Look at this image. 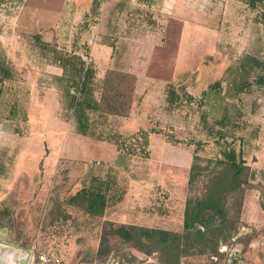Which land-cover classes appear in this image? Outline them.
<instances>
[{"label": "rangeland", "instance_id": "1", "mask_svg": "<svg viewBox=\"0 0 264 264\" xmlns=\"http://www.w3.org/2000/svg\"><path fill=\"white\" fill-rule=\"evenodd\" d=\"M245 1L104 0L96 14H81V18L72 23L62 18V44L55 37L54 45L65 55L81 52L91 66L96 45L114 48L113 56L123 71L108 73L98 83L101 90L96 99L101 109H113L119 114L129 109L133 102L138 69L134 64L147 63L154 78L176 86L180 85L177 84L179 79H174L178 55L181 60H187L189 53L194 52L191 57L197 63L194 76L199 74L203 62L212 65V69L215 63L222 65L221 71L215 68L214 75L209 70L202 74L203 81L211 76V83L221 81L219 89L211 93L205 109L210 111L211 122L226 115L233 126L241 122L240 119L247 123L245 132L235 127L229 131L235 136L244 135L245 155L251 156L258 148L255 142L264 129V87L254 83L255 77H264V24L256 21L257 12L250 10ZM64 4V0H22L21 3L0 0V39L3 37L7 45L14 43L13 48H6L2 43L1 47L17 72L15 80L7 85L10 93L0 106V239L23 249L58 255L66 264H161L157 254L147 256L118 237L110 238V250L100 256L103 225L106 221L120 225L124 219L139 226L179 230L177 219L183 211L182 202L173 199L158 185L147 168L149 164L158 174L172 177L174 191L176 183L182 188L186 166L175 163L174 153L162 156L157 142L150 162V156L130 157L119 152L115 145L103 146V141L84 136H80L84 160L79 164L62 162V128L70 127L73 122L68 113L62 111V96L64 102L66 97L62 86L53 79L55 70L48 64L54 57L53 52H41L35 35L24 32L25 24L21 26L24 30H21L19 44H15L20 15L39 16L47 25L55 21ZM55 29L51 32H56ZM183 29L186 30L184 39ZM250 56L259 65L252 70L249 68L250 85L246 92L240 93L237 92L240 72L235 61ZM186 66L184 68H192L193 60ZM187 77L186 74L179 78ZM10 95L19 103L17 119L8 114ZM179 110L192 112L191 109ZM240 112L244 115L242 118L238 116ZM24 113L28 115L27 122L23 121ZM194 116L190 128L198 131V136H191L190 130L185 140L201 141L200 113ZM103 120H96V129ZM153 130L156 129L149 131ZM109 132L101 128L99 133H105L102 137H106ZM163 132L176 136L172 128ZM71 145L68 154L75 152L74 142ZM236 148L239 150V143ZM220 149L211 142L200 148L199 154L211 159ZM114 158L125 166H115L113 171L119 188L131 194L140 188L151 190L152 195H144L150 201L147 206L139 205L140 199H137L136 206L132 207L133 202L129 200L126 207L112 204L104 217L91 218L82 210L65 205L85 180L99 174L95 171L109 166ZM203 185L204 181L198 184L196 194L201 193ZM165 194L168 197L163 199ZM62 209L70 216L67 221L60 217ZM224 245L228 247L227 254L234 253L242 259L241 264H264V179L257 178L247 191L243 222L233 238L220 245L219 253ZM213 255L186 257L181 264L227 263V255L219 262L213 260Z\"/></svg>", "mask_w": 264, "mask_h": 264}, {"label": "trees", "instance_id": "2", "mask_svg": "<svg viewBox=\"0 0 264 264\" xmlns=\"http://www.w3.org/2000/svg\"><path fill=\"white\" fill-rule=\"evenodd\" d=\"M14 1L22 2V0ZM103 2L104 0L93 1V14L99 12ZM245 3L250 10L257 12L256 21L264 24V0H247ZM35 40L39 43L40 48L47 45L41 41L40 36H35ZM60 64L64 68V75L55 76L53 79L62 86L69 107L67 113L76 124L77 134L113 144L119 152H124V143L127 139L142 137L146 151L143 150L139 153L137 142H133L127 149V153L123 154L149 158L147 132L141 131L135 135L124 137L113 128L106 126L108 111L101 109V104L94 95L96 71L86 64L83 57L62 55ZM255 65L258 66L259 64L255 62ZM211 66L203 62L202 68L198 70L199 74L194 76V73L193 75V80L195 79L196 82L190 85L196 88L199 86L205 88L197 97L188 91L186 84L181 82L177 83L180 84L177 86L173 85L174 83H169L166 88L168 104L166 111L168 113L182 112L179 109L191 108L192 112L190 113L193 115L199 112V128L204 139L201 141L195 139L182 140L175 135H166L163 131L153 130L151 132L153 134H165L167 141L173 146L187 145L195 148L193 162L189 170L188 194L181 229L173 231L139 225H117L113 221H106L103 225L98 252L100 256H104L110 250V238L118 237L124 243L147 256L157 254L161 264H181L186 257L201 256L208 253L214 254L213 260H215L222 256L218 251L220 245L225 244L237 233L244 218L247 191L257 178L264 179V171L257 173L248 165L243 151V146L246 144L244 135L235 136L229 131V128L235 127L241 133L245 132L248 126L245 121L240 119L242 123L237 122L233 126L226 115L220 119H215L213 122L210 121V111L205 109V104L210 99L211 93L215 89H219L221 81L216 80L211 83L208 79H211L212 76L203 81L202 74L209 70L214 75L215 68L220 71L222 65L217 63L213 65L214 69ZM249 68L252 70L253 67ZM249 68L242 71L239 69L237 92L247 91L250 85L249 74H247ZM16 76L17 72L6 52L2 49L0 41V106L3 104L5 96L10 93L7 85L13 82ZM254 83L264 87V77H255ZM73 87L79 90L80 97L78 99L71 94ZM10 96L8 114L10 118L17 119L20 111L19 103L14 98L12 99V95ZM238 114L241 118L244 116L241 112ZM99 118L104 120L100 126L97 125L99 128L96 129L95 122ZM27 119L28 115L24 113L23 121L27 122ZM101 128L110 131L106 137H102L105 133H99ZM211 142L220 146L218 155L211 159L200 156V148ZM236 143H239V150L236 148ZM202 181H204L203 189L200 194H196L195 190ZM124 195V191L119 188L117 178L113 175V168H106L99 174L92 175L88 180H85L81 188L65 201V205L82 210L91 218H102L112 204L122 202ZM166 197H168L167 194L162 198L165 199ZM60 217L63 221H67L70 216L65 209H62Z\"/></svg>", "mask_w": 264, "mask_h": 264}, {"label": "crops", "instance_id": "3", "mask_svg": "<svg viewBox=\"0 0 264 264\" xmlns=\"http://www.w3.org/2000/svg\"><path fill=\"white\" fill-rule=\"evenodd\" d=\"M93 1L94 0H64L65 4H64L63 10L61 6V10L58 13L55 21L51 23L49 22V24L47 25L45 24V22H42V19L39 20V18H41L39 16H35V18H33L32 15H28V14L20 15V18L18 19L20 29L18 28L15 31L16 33V36L14 37L15 44L17 43L19 44V40H20L19 37H20V34L22 33L21 30H24V29H21V26L25 24V27H27L26 28L27 31L24 30V32L31 33L32 35H35V36H40L41 41L47 44L40 48L39 43L36 41L39 46V50L43 53H47L51 51L53 52L54 57L49 59L48 64L52 66V68L55 70V76H63L65 71H64V68L60 64V57L65 54H62L60 52L61 49L54 45L55 37L58 39V43L62 44V30H61L62 18L63 19L65 18L68 22L71 21L72 23L74 19H80L81 14H86V15L90 14L92 12ZM26 7L27 6H25L23 9L24 12H25ZM67 21L65 22L68 25L69 23ZM53 28H56L55 29L56 32L55 31L51 32ZM185 32L186 30L183 29L182 31L183 39L185 36ZM0 41L6 48L14 47L13 42L8 45L5 44L3 37H1ZM191 43L192 42H190V45ZM11 50L13 49H10V51ZM241 50L242 49H240V51ZM93 51H94L93 54L95 58L93 61L94 65L91 66L87 61H86V64L90 65L94 70L97 71L96 79H95L96 91L94 94L96 98L98 96V92L101 90L98 87V83L104 80L108 73H112L115 71L122 72L123 70H120V68H118L120 66L117 61V58L113 56L114 48L107 46V45H96L93 48ZM192 52L193 51L189 53L187 60H185L184 58L183 60H181V58L178 55V58L175 63L176 73L174 74V79H179L178 82L186 84L188 86L187 87L188 91L197 97L200 93H202L205 90V88L201 86L196 88L195 86L190 85L196 82L195 79L193 80V75H194V70H195V66L197 65V63L194 61V59L191 58L194 53ZM72 55H75L76 57L77 56L83 57L82 53L78 51H76ZM190 60H193L192 68L190 69L184 68V67H187L186 64ZM255 62L257 63V61H255L253 57L251 56L245 57V58L241 57V60L239 59V62L235 61V63L239 66V69L241 71L248 70V68L251 66L254 68ZM134 65L138 66V69H137V75H135L136 87H135V91L133 95V102L130 105L129 109H126L124 113L122 112L123 114L114 112L112 109H107L108 113L106 115V118H107L106 126L113 128L115 131H117L120 135L124 137L135 135L141 131L147 132L148 140H149L148 149L149 151H152V153L149 152L148 154L150 156L148 161L150 162L153 161V148L157 147V145H155V143L157 142L160 146V151H161L162 156L163 155L166 156L167 153H174L175 154L174 157H176L177 159L175 163L177 165L186 166L185 174H183L184 183L182 185V188L180 187L179 184L176 183L177 188L174 189V191L176 192L173 191L172 184H174V182H172L173 180H171L172 177H170L169 175H164L163 173L158 174V171L155 172L154 169L150 168L151 166H149V164L147 168L149 175L153 176V179L156 180L158 185L162 186V188H164L173 199L179 201V203L182 202L183 211L181 215L178 216L179 219H177L178 222L180 223L179 227L181 229L183 215H184V207H185V202L187 198L189 170L193 162V155H194L195 148L194 146H187V145L173 146L167 141L165 134L163 133L153 134L149 130L156 129L158 131H166V129L172 128L174 129L176 137L178 139L184 140L185 136H190L189 131L192 130V128H190L191 126L190 120L193 117L196 118V116H194L193 113L189 114V113H185L184 111H182L181 114L178 113V111L168 113L166 111V109H168V104L166 100V88H167L168 82L164 80H157L156 78H154L148 71L149 69H148L147 63L144 62L143 64L138 63L137 65L136 64ZM190 71H191V75H190ZM186 74L189 77L185 79L179 78L180 76L182 77V76H185ZM211 79H208V81L209 80L211 81ZM207 84L209 85L210 83H207ZM63 97L64 96H62V111L67 113V109H69L68 102L66 98L64 102ZM57 103L60 105L59 101H57ZM114 113H117V114H114ZM69 119H72L71 121L73 122V124L70 125V127L64 126V128H62V137L64 139V145L62 146V162H64L65 164L67 163L68 164H79L80 162L84 160L83 158L84 156H82V150H81L82 148V142H81L82 140L80 139L81 135L73 133V132H76V124L73 118L70 117ZM198 128H199V124H198ZM195 135L198 136V131L192 130L191 136H195ZM203 139H204V136H203ZM71 142H74V149H75L74 154H68V149H70V147L72 146ZM255 144H257L256 146H258V148L257 150L253 151L251 156L245 155L246 154L245 145L243 146V151H244V157L248 165L253 170H255L257 173H259L261 171H264V129H262L260 133V138L256 140ZM102 145L103 146H106V145L113 146V144H110L107 142H102ZM116 160H118V158ZM116 160L114 158L112 163L109 166L103 169L101 168L99 169V171H95V172L100 173V171H103L106 168H109V169L113 168V171H114L115 166H120L122 168H125L123 164L119 163V161L116 162ZM152 193L153 192L151 190L146 191V190H142L141 188L137 191H132V194L129 192L128 193L126 192L124 195V199L122 200V202L118 203V205H121L122 207H126L128 201L130 200L133 202L131 206L135 207L137 204L135 201L137 199L138 200L140 199L139 205L144 204V206H147V204L150 201L145 196H148L147 194L152 195ZM174 193H176V195ZM126 221L130 222L128 225H138L137 223L133 221L124 220V219H121L120 222H122L121 224H123V222H126ZM169 229H172V228H169ZM38 252H42V251H38Z\"/></svg>", "mask_w": 264, "mask_h": 264}, {"label": "built area", "instance_id": "4", "mask_svg": "<svg viewBox=\"0 0 264 264\" xmlns=\"http://www.w3.org/2000/svg\"><path fill=\"white\" fill-rule=\"evenodd\" d=\"M71 94L76 96V98L78 99L80 97V93L79 90L76 87L71 88ZM134 143L137 142L138 144V152L141 153L143 150L146 151V147L144 146L143 143V138L139 137L137 139H127V141H125L124 143V152L123 153H127V149H129V146L132 145ZM128 156H132V157H138L136 155H128ZM140 158V157H138ZM228 247L227 245H224L221 247L220 249V253L225 254L227 253ZM35 258L33 260L30 261V264H66L65 261L58 255H54V254H49L46 252H38L35 251Z\"/></svg>", "mask_w": 264, "mask_h": 264}, {"label": "water", "instance_id": "5", "mask_svg": "<svg viewBox=\"0 0 264 264\" xmlns=\"http://www.w3.org/2000/svg\"><path fill=\"white\" fill-rule=\"evenodd\" d=\"M0 246L4 248L3 252H7L8 248H11V249H15L17 251L19 250L25 253V257H23L22 259L16 260L14 264H30V261L35 258L34 250L23 249L21 247L11 245L2 239H0ZM1 263L4 264L3 261L0 259V264Z\"/></svg>", "mask_w": 264, "mask_h": 264}, {"label": "bare ground", "instance_id": "6", "mask_svg": "<svg viewBox=\"0 0 264 264\" xmlns=\"http://www.w3.org/2000/svg\"><path fill=\"white\" fill-rule=\"evenodd\" d=\"M4 248L0 246V259L4 264H14L16 260L25 257V253L15 249L8 248L7 252H3ZM2 264V263H1Z\"/></svg>", "mask_w": 264, "mask_h": 264}, {"label": "flooded vegetation", "instance_id": "7", "mask_svg": "<svg viewBox=\"0 0 264 264\" xmlns=\"http://www.w3.org/2000/svg\"><path fill=\"white\" fill-rule=\"evenodd\" d=\"M222 254V253H221ZM223 255H227L226 258H227V263L226 264H241V261L242 259L238 257L237 254H234V253H230V254H222ZM221 256V257H222ZM220 257V258H221ZM220 258H216L214 261L215 262H219L220 261Z\"/></svg>", "mask_w": 264, "mask_h": 264}]
</instances>
